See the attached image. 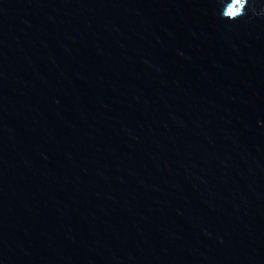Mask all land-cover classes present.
<instances>
[{"label": "water", "instance_id": "water-1", "mask_svg": "<svg viewBox=\"0 0 264 264\" xmlns=\"http://www.w3.org/2000/svg\"><path fill=\"white\" fill-rule=\"evenodd\" d=\"M0 264H264V18L0 0Z\"/></svg>", "mask_w": 264, "mask_h": 264}, {"label": "clouds", "instance_id": "clouds-1", "mask_svg": "<svg viewBox=\"0 0 264 264\" xmlns=\"http://www.w3.org/2000/svg\"><path fill=\"white\" fill-rule=\"evenodd\" d=\"M221 19L235 22L249 17L264 18L262 0H216Z\"/></svg>", "mask_w": 264, "mask_h": 264}]
</instances>
